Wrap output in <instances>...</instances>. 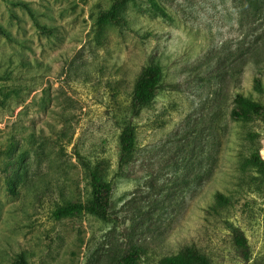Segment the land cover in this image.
<instances>
[{
	"label": "rangeland",
	"instance_id": "obj_1",
	"mask_svg": "<svg viewBox=\"0 0 264 264\" xmlns=\"http://www.w3.org/2000/svg\"><path fill=\"white\" fill-rule=\"evenodd\" d=\"M111 5L0 0V264H121L134 251L135 264H159L186 245L211 264H264V193L241 166L252 147L264 159V0H133L100 20ZM149 66L162 89L132 119ZM235 93L262 115L232 120ZM127 121L135 148L118 169ZM77 153L108 165L107 221L53 216L90 198ZM216 193L230 201L218 214ZM226 223L243 232L248 262Z\"/></svg>",
	"mask_w": 264,
	"mask_h": 264
},
{
	"label": "trees",
	"instance_id": "obj_2",
	"mask_svg": "<svg viewBox=\"0 0 264 264\" xmlns=\"http://www.w3.org/2000/svg\"><path fill=\"white\" fill-rule=\"evenodd\" d=\"M133 0H112V5L109 10L101 12L100 20L107 22H115L116 8L122 2ZM37 28L42 29L37 23ZM0 35L6 36V33L0 28ZM253 88L257 93H262V81L260 78H254ZM162 89V71L158 66L146 67L140 76L137 78L133 90L132 98L129 107L131 118H136L139 112L148 106L154 99L156 93ZM263 107L258 102L250 97L235 93L233 96V106L229 116L232 120L247 122L255 116L262 115ZM119 135V158L118 169H122L131 159L135 148V128L131 121L122 122ZM249 141L254 144L253 136ZM77 158L83 170L89 178L90 198L84 203L68 202L59 206L53 212V216L57 219L72 216L80 213H87L96 217L99 220L107 221L109 219L110 199L112 195V185L105 180V175L108 170L106 161L101 160L95 164L86 162L80 154L77 153ZM241 166L244 169L252 171L254 175L250 177L256 192L264 193V159L261 157L259 150L252 147L249 155L242 159ZM230 205V201L221 193H216L214 202L210 210L218 214ZM264 215V214H263ZM232 238V243L235 250L239 253L243 262L249 260V249L247 240L243 232L226 223ZM264 230V217H263ZM140 259L138 251L130 252L124 255L119 262L121 264H135ZM13 264H28L23 254H18L14 257ZM159 264H211L209 258L198 248L193 245L183 246L177 253L165 256L159 260Z\"/></svg>",
	"mask_w": 264,
	"mask_h": 264
}]
</instances>
